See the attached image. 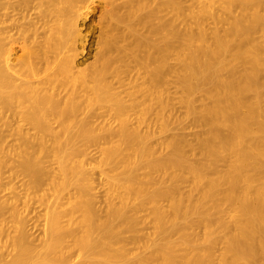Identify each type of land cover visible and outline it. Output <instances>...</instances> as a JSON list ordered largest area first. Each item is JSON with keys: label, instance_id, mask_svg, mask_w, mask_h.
<instances>
[{"label": "bare ground", "instance_id": "obj_1", "mask_svg": "<svg viewBox=\"0 0 264 264\" xmlns=\"http://www.w3.org/2000/svg\"><path fill=\"white\" fill-rule=\"evenodd\" d=\"M42 1L58 21L53 41L38 50L24 42L18 48L9 31H0V140L1 127L9 126L5 113L21 108L40 141H52L60 177L41 167L42 147H27L20 163L28 177L26 203L45 175L55 194L41 198L40 245L28 241L22 219L4 244L12 255L0 264H264V0H185L192 2L188 9L182 0ZM94 9L109 22L94 33L104 45L92 54L91 69L85 63L75 73L86 57L80 45ZM207 20L224 27L209 28ZM130 61L138 72L124 79ZM172 74L206 127L195 143L200 161L183 152L181 139L168 141L163 155L149 143V117L167 126ZM67 86L65 98L56 93ZM197 93L206 100L199 108ZM102 102L111 103L119 121L102 149L101 163L112 165L104 216L87 197L90 176L69 161L66 148L79 134L97 141L84 112ZM132 115L142 127L131 125ZM21 141L30 142L26 135ZM184 169L192 176L189 191L180 186L188 181ZM141 201L150 205L152 237L139 227ZM5 206L0 200V214ZM11 207L18 215L16 199Z\"/></svg>", "mask_w": 264, "mask_h": 264}, {"label": "rangeland", "instance_id": "obj_2", "mask_svg": "<svg viewBox=\"0 0 264 264\" xmlns=\"http://www.w3.org/2000/svg\"><path fill=\"white\" fill-rule=\"evenodd\" d=\"M24 0H0V31H9L16 40V47H20L22 42L28 48L38 50L40 46L47 41H53L55 34L54 29L58 24L56 17L49 14L46 10V4L42 0H31L28 4H23ZM183 7L188 9L192 5L191 1L182 0ZM238 7H234L233 11L236 15L240 12ZM96 11V9H94ZM92 11V20L86 24V42L85 46L80 45L81 48L85 49L86 57L81 59L74 65L73 71L76 73L78 67L86 66L91 69L94 65L92 54L95 50H99L103 47L104 42L95 40L94 33L95 29H105L109 27L108 19L98 15L97 11ZM95 12V13H94ZM220 12V10H219ZM223 16V12L221 13ZM186 23H191L190 18L185 17ZM213 21V20H212ZM211 20H207L205 24L207 27L220 26L223 28L224 25L220 23L215 24ZM189 22V23H188ZM212 23V24H211ZM215 24V25H214ZM185 26L186 24H182ZM33 30V31H32ZM255 37L258 39L259 34ZM17 48V49H18ZM91 49L89 52L87 49ZM51 57L54 53H50ZM86 63V65H85ZM128 70L124 72V79L136 74L138 72L134 62L130 61ZM167 92L165 93V99L172 104V110H166L164 116L166 119L167 126L162 129L161 123L156 119L155 116L149 117L150 130L153 132V136L150 138L149 143L159 152V154H169L170 148L167 144L172 139L183 140V152L195 161H200L201 150L195 146L196 138L198 135L205 133L206 127L199 123L197 115L191 113L185 104V94L175 84V76L168 77ZM88 85H92L88 82ZM79 90V85L74 86ZM264 90V89H263ZM56 93L63 98L71 91V87L64 89H55ZM206 100L197 93L195 97L194 106L197 108L201 104L205 103ZM16 112H6L5 118L9 121L8 127H1L2 138L0 140V200H4L6 206L2 214H0V254L1 259L5 262L6 259H10L12 250L10 245L7 243V236L14 237L16 235L17 228L20 225V220L23 219L25 229L28 232V241L33 245H40L39 239L42 237L41 226L44 223V205L41 203V198L49 197L50 199L54 196V190L50 187L49 181L45 175V181L41 186L32 192L31 200L26 203V192L29 191L27 188V175L20 168V163L23 159V153L27 147L31 150H38L43 148L44 151L38 153V158L41 167L45 172L50 171L56 178L60 177L59 161L61 158L50 152L52 148V141L46 140L41 142L39 134L36 136V130L33 125L24 117L21 108H16ZM85 120L95 128L94 134L97 136L96 142H91L88 138L82 137V135H76L70 143L66 144L67 151L72 154L70 162H79L82 164L87 175L92 180L93 189L87 194V197H91L95 201V205L100 209V215L105 214V204L108 194V180L107 175L112 169L111 164H102V149L107 146V143L113 138L110 133L111 130L116 129L119 125L118 119L114 116L112 111V105L108 102L94 103L91 107L84 112ZM138 122L136 115H132L131 125L141 126ZM142 127V126H141ZM78 128L75 126L72 130L73 133H77ZM26 135L29 139L28 144H24L21 141V136ZM31 139V140H30ZM48 139V137H46ZM64 141V139H62ZM46 148H48L46 150ZM220 168H225V163L220 164ZM179 171V170H178ZM180 173L187 177V182L181 183V188L184 191H189L191 187L192 176L189 172L184 169L180 170ZM142 172L140 171V174ZM82 181H84L82 179ZM67 192L63 195L66 199ZM16 199L18 208V215H14L11 212V204ZM139 201V200H138ZM142 202L139 217L142 219L141 233L145 235L153 234V217L150 214L149 204ZM163 204L167 205V201ZM41 229V230H40ZM143 230V231H142ZM3 232V233H2ZM12 235V236H11ZM124 238L130 237L128 233L124 234ZM6 236V237H5ZM127 236V237H126ZM173 240H177L176 236L171 237ZM4 241V242H3ZM5 247V249H4ZM10 247V248H8ZM7 248V249H6ZM128 248H132L128 245ZM8 251V252H7ZM11 252V253H10ZM3 253V254H2ZM9 253V255H8ZM10 256V257H9ZM9 257V258H8Z\"/></svg>", "mask_w": 264, "mask_h": 264}]
</instances>
